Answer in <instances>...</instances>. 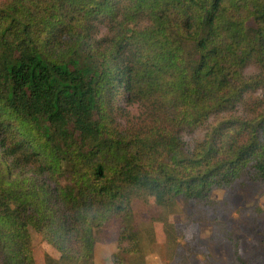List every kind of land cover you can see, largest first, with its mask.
Masks as SVG:
<instances>
[{
  "label": "trees",
  "instance_id": "obj_1",
  "mask_svg": "<svg viewBox=\"0 0 264 264\" xmlns=\"http://www.w3.org/2000/svg\"><path fill=\"white\" fill-rule=\"evenodd\" d=\"M247 187L264 190V0L0 1V264H37L31 226L47 264H96L110 237L111 264L134 262L139 202L184 203L253 264L213 197Z\"/></svg>",
  "mask_w": 264,
  "mask_h": 264
},
{
  "label": "rangeland",
  "instance_id": "obj_2",
  "mask_svg": "<svg viewBox=\"0 0 264 264\" xmlns=\"http://www.w3.org/2000/svg\"><path fill=\"white\" fill-rule=\"evenodd\" d=\"M101 28L105 29L104 26ZM246 72L253 75L258 73V69L251 65ZM120 104L133 113L139 112L137 105L129 106L124 100ZM208 129L209 126H204L185 132L183 138L187 146L192 148L202 141ZM213 197L229 204L222 217L233 234L239 237L241 254L253 264H264V190L256 187L235 191L218 189ZM151 205L145 202L136 205L135 222L141 239V253L131 263L129 259L133 256L126 255V264H180L183 256L187 257L188 264H234L230 243L223 236L221 225L215 227L212 222L204 220L191 222L188 209L182 202L163 210ZM155 217L159 219L155 220ZM164 218L178 226L175 244L171 245L167 240L168 226L165 220H161ZM31 234L37 264H47L48 255L59 257L57 250L34 226H31ZM107 241L96 245V264H111L113 254L120 251L115 238L110 237Z\"/></svg>",
  "mask_w": 264,
  "mask_h": 264
}]
</instances>
